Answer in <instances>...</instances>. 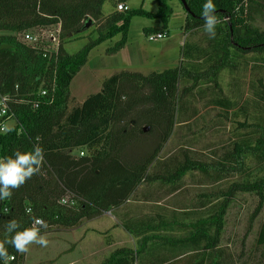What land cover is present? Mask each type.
I'll return each instance as SVG.
<instances>
[{"label":"trees","instance_id":"trees-1","mask_svg":"<svg viewBox=\"0 0 264 264\" xmlns=\"http://www.w3.org/2000/svg\"><path fill=\"white\" fill-rule=\"evenodd\" d=\"M107 1L0 0V94L10 98L2 121L13 129L6 134L0 131V159L13 156L17 150L31 151L35 145L45 153L41 172L13 189L10 199L0 200V240L13 220L20 227L7 233L8 238L31 227L34 218L48 224L47 229L41 228V235L53 227L76 228L84 220L92 221L124 206L144 183L178 185L190 172L221 177L241 174L247 157L264 162V127L245 120L238 122V129L247 132L227 154L231 165L186 156L172 173L149 175L177 125L196 117L198 112L192 105L196 96H209L210 104L225 112L236 110L220 84L225 70L232 81L248 67L264 73V28L256 25L264 20V0H212V14L219 21L214 37L205 30L203 6L207 0H185L187 11L179 0L186 13L183 31H204L207 49L191 55L185 52V43L178 68L149 75L123 71L106 79L100 92L70 108L71 84L88 63L90 53L117 36L121 39L108 53L124 49L133 18L160 22V29L146 28V34L163 31L165 38L170 35L172 0H157L156 12L130 8L127 0H118L105 16ZM122 2L128 10H117ZM89 20L99 36L77 53H68L65 41L92 27L86 28ZM59 23L62 42L58 55L46 57L17 37L36 27ZM249 89L257 104L264 102V76L251 81ZM146 136L153 139L148 141ZM136 141L141 143L135 145ZM241 193L259 198L249 233L264 209V178L232 183L205 194L212 202L200 209L144 204L146 213H134L121 221L123 229L136 239V247L117 248L99 264H236L222 237L231 206ZM69 194L74 203L63 204L62 198ZM256 246L264 256V221ZM5 247L9 256L15 257L8 264L24 263L26 253H18L9 244ZM0 264H5L4 259L0 258Z\"/></svg>","mask_w":264,"mask_h":264},{"label":"rangeland","instance_id":"rangeland-1","mask_svg":"<svg viewBox=\"0 0 264 264\" xmlns=\"http://www.w3.org/2000/svg\"><path fill=\"white\" fill-rule=\"evenodd\" d=\"M115 1L118 0H108L105 3L103 7L105 16L112 12ZM127 2L132 8H140L144 5L143 8L148 11L158 10L157 0H127ZM169 4L174 13L168 27L170 32L168 38L151 42L145 29L161 25L160 22L135 17L132 19L128 43L124 49L116 54L108 53V49L121 39V36H117L99 45L90 53L88 63L71 84L70 108L81 105L90 95L100 92L104 81L115 74L128 71L149 75L180 66L183 58L182 43L185 41L182 33L185 12L179 0H172ZM99 25L98 23L97 26ZM256 25L264 28V20H258ZM98 36L97 27L92 26L67 39L65 49L68 53L75 54ZM263 76V72L259 73L248 67L247 70L236 74L235 81H232L229 71L225 70L220 77V84L236 104L234 106L236 110L232 113L225 112L211 105L209 96H196L192 103L198 112L196 117L190 122L177 125L163 151L151 166L149 175L172 173L185 162L186 156L193 160L231 165L227 154L232 152L234 144L242 139L244 132H247L238 129V122L246 120L264 127V102L257 104L258 101L249 89L251 81H256ZM240 110H243V113ZM185 118H187L186 115ZM257 134L259 132L255 133V137ZM145 139L149 141L153 139V136H146ZM140 143L136 141L135 145ZM74 154L78 156L77 152ZM262 178H264V162L247 157L245 170L241 174L221 177L218 174L205 176L190 172L178 185H168L163 182L144 183L138 187L130 200L148 202L147 204L160 202L176 209H200L209 206L212 202V199L205 197V194L226 188L232 183L253 182ZM258 201L259 198L254 194H238L228 213L222 244L234 254L236 264H264L263 251L256 246L258 230L264 221V209L253 221V228L248 233ZM116 225L113 216L104 215L92 221L84 220L76 229L58 227L48 229L43 234L48 240V245H31L25 254L23 264H66L72 257L80 256L82 252L94 254L86 255L76 264H99L111 251L133 246V241H130L127 235L119 233H125L122 227L113 228ZM96 229L114 231L111 233L114 244L108 246L105 240L95 232Z\"/></svg>","mask_w":264,"mask_h":264},{"label":"clouds","instance_id":"clouds-1","mask_svg":"<svg viewBox=\"0 0 264 264\" xmlns=\"http://www.w3.org/2000/svg\"><path fill=\"white\" fill-rule=\"evenodd\" d=\"M214 11L215 5L212 0H207L203 6V15L206 21L205 30L210 34V37L215 36V26L219 23L216 16L212 14ZM12 130L11 127L0 129L5 134ZM44 154V149L40 145H35L31 151L22 153L17 150L13 156L0 159V200L10 199L13 189H19L32 176L41 172L45 163ZM19 227L20 225L15 220L10 221L7 225L5 238L0 240V258L4 259L5 264H8L9 259L15 258L9 256L5 244L13 246L21 254L27 253L33 244L48 245L46 236L40 234L41 228H48L47 222L43 219L34 218L31 227L17 231L14 236L8 238L7 233H12Z\"/></svg>","mask_w":264,"mask_h":264},{"label":"built area","instance_id":"built-area-1","mask_svg":"<svg viewBox=\"0 0 264 264\" xmlns=\"http://www.w3.org/2000/svg\"><path fill=\"white\" fill-rule=\"evenodd\" d=\"M118 11L128 10V6L125 3H119L117 5ZM61 34H62V24L52 26H40L34 29L24 31L17 34L18 39L24 44L30 46L33 50L42 53L46 57L52 55H58L59 48L61 46ZM148 39L152 41H157L164 39L166 32H155L149 33ZM10 98L0 94V129L6 128L5 122L2 121L8 113V103ZM6 120V119H5ZM83 155V152L81 153ZM74 196L67 195L62 198L61 202L63 204L74 203ZM14 257V256H12ZM13 260V259H11Z\"/></svg>","mask_w":264,"mask_h":264},{"label":"crops","instance_id":"crops-1","mask_svg":"<svg viewBox=\"0 0 264 264\" xmlns=\"http://www.w3.org/2000/svg\"><path fill=\"white\" fill-rule=\"evenodd\" d=\"M126 3H127V5L130 8H132L127 1H126ZM181 7H182V5H181ZM182 10L184 11L183 7H182ZM184 17L186 19V13L184 14ZM184 24H185V22H184ZM184 24L182 26V33H183V35L185 37V41H183L182 46H184V44L186 43L185 44V52L187 51L189 54H191V55L193 54L194 55L197 52L202 51L203 49H207L208 48V46H207V39H208V37L206 36V33L204 31H195V32L185 33L183 31ZM147 28L160 29L161 28V25H158V26L157 25L150 26V27H147ZM181 61H182V59H181ZM147 203L148 202H143V201H140L139 202V201L129 200L124 206H121L120 208L115 209L113 212L104 213L101 217H103L104 215H107V216L108 215L109 216L111 215V216L114 217L115 222L117 223V225L115 227L113 226V228L122 227L121 221L126 216H128V215L129 216H133L134 213H137V214L138 213H143V212L146 213L147 210L144 211L143 205L144 204H147ZM155 204H158V205L166 206L168 208L175 209L174 207H169L167 205H163L160 202H157ZM81 223H80V225H81ZM76 228H74V229H76ZM101 230H103V231H101ZM95 232L100 236L101 239H104L105 240V243L108 246H112L114 244V242H112V239H111L112 238L111 233H114V231H111L110 232V231H104V229H100V230L99 229H96ZM119 233L120 234H123V235L124 234L127 235L131 239L130 241H133V246H131V248H135L136 247V239L132 235L128 234L126 231H125V233L124 232H119ZM90 254H94V253L93 252H88V253L82 252L80 254V256H74V257H72L66 264H76L77 262L79 263V261H82L86 255L89 256Z\"/></svg>","mask_w":264,"mask_h":264},{"label":"water","instance_id":"water-1","mask_svg":"<svg viewBox=\"0 0 264 264\" xmlns=\"http://www.w3.org/2000/svg\"><path fill=\"white\" fill-rule=\"evenodd\" d=\"M181 2L183 3L185 10L187 11L188 9L185 0H181ZM91 25H92V20H89V22L86 24V28L90 27ZM144 130L145 132L148 131L149 127L145 128Z\"/></svg>","mask_w":264,"mask_h":264}]
</instances>
